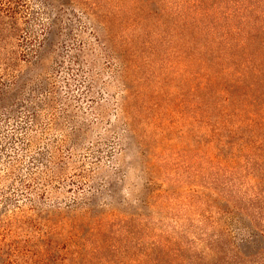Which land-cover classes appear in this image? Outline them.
<instances>
[{"label": "trees", "instance_id": "1", "mask_svg": "<svg viewBox=\"0 0 264 264\" xmlns=\"http://www.w3.org/2000/svg\"><path fill=\"white\" fill-rule=\"evenodd\" d=\"M31 1L0 0V91L20 78L24 67L39 61L43 34L49 29L58 31L65 2L75 4L73 0H39L47 15L40 22ZM115 1L110 11L99 13L95 4L87 10L103 29L102 45L112 41L116 50H124L120 73L127 93L121 113L128 115L133 100L127 85L128 65L136 61L151 64L153 76L162 83L178 79L174 87L186 89L189 104L175 122L180 133L192 137L196 145L190 153H179L193 159L191 181L208 191L199 194L201 197L193 193V199L203 201L206 209L199 213L196 235L190 238L178 230L157 235L145 228L146 215L121 217L117 208L97 214L93 201L84 209L52 215L61 218L56 222L50 219L49 231H38L32 253L45 258L66 244L67 263L83 256L92 259L109 245L112 238L106 235L112 230L114 234L125 233L116 235L120 241L113 251L123 257L130 254L131 264H264V0ZM66 10L73 13L72 6ZM112 27H123L120 33L126 34V40L118 41L120 33L114 36ZM70 30L68 27V33ZM58 35H62L60 30ZM81 57L73 58L81 62ZM20 102L16 100L15 105ZM11 112L7 110L8 118ZM26 118L29 125H38L35 108ZM158 130L163 139V131ZM141 146L147 150L146 143ZM43 151L38 157H43ZM129 151L125 146L122 156ZM152 155L156 157V151L147 153ZM153 164L161 167L164 161L158 163L155 158ZM111 190L105 193L109 198L113 197ZM188 205L190 201L185 203ZM39 213L34 211L33 215ZM22 216V211L13 212V202L0 191V264H13V256L21 254L20 247L13 250V228L22 226ZM84 224H88L87 229ZM228 224L235 228L232 232ZM83 231L87 237L82 241L69 242L80 238ZM49 234H55L56 246L49 243ZM197 242H203L205 248L199 249Z\"/></svg>", "mask_w": 264, "mask_h": 264}, {"label": "rangeland", "instance_id": "2", "mask_svg": "<svg viewBox=\"0 0 264 264\" xmlns=\"http://www.w3.org/2000/svg\"><path fill=\"white\" fill-rule=\"evenodd\" d=\"M73 1L65 2L58 31L49 29L43 34L39 61L24 67L21 77L0 91V191L13 202V212L23 215L22 226L13 228V250L21 249L19 256H13V264H69L64 259L66 244L44 258L32 253L33 239L39 237L38 231H49L52 219L61 218L52 215L84 209L93 201L97 214L117 208L121 217L146 215L145 228L157 235L178 230L190 238L196 235L199 213L206 209L203 201L193 199V193L200 197L208 193L191 181L193 159L179 153H190L196 147L175 122L186 111L188 92L174 87L178 79L162 83L153 76L151 64L136 61L126 73L133 100L128 115H123L121 103L127 91L120 67L125 64L121 59L124 50H116L112 41L102 45L103 29L87 10L95 4L99 13L110 11L116 1ZM30 4L38 13L36 21H45L40 1ZM70 6L72 14L66 10ZM122 28L112 27L114 36ZM118 37V41L126 40V34ZM78 54H82L81 62L74 61ZM18 99L21 102L15 105ZM33 108L38 112L34 126L26 118ZM7 110L12 117L8 118ZM163 119L170 122L163 123ZM183 129L187 132L188 124ZM141 143L147 144V150ZM125 146L130 151L122 156ZM43 149V157H38ZM154 151L156 157L147 156ZM155 158L164 164H153ZM109 189L112 198L105 194ZM100 192L105 195L98 196ZM187 201L190 205L185 206ZM34 211H40L39 215H33ZM232 224H228L230 232L235 229ZM83 226L87 229L88 224ZM110 231L106 238L112 239L102 255L79 257L70 264H131L130 254L123 257L113 251L125 233ZM49 235V243L56 246L55 234ZM79 237L69 242L82 241L86 232ZM197 247L205 248L203 242H197Z\"/></svg>", "mask_w": 264, "mask_h": 264}]
</instances>
